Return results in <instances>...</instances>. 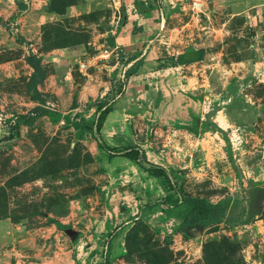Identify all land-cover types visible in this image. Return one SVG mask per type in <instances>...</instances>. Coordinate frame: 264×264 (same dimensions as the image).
<instances>
[{
    "label": "rangeland",
    "instance_id": "rangeland-1",
    "mask_svg": "<svg viewBox=\"0 0 264 264\" xmlns=\"http://www.w3.org/2000/svg\"><path fill=\"white\" fill-rule=\"evenodd\" d=\"M156 3L126 77L142 43H112L124 0H0V264H264V0ZM32 53L59 115L25 125ZM106 146L142 148L170 182ZM190 198L222 220L184 228Z\"/></svg>",
    "mask_w": 264,
    "mask_h": 264
},
{
    "label": "trees",
    "instance_id": "trees-1",
    "mask_svg": "<svg viewBox=\"0 0 264 264\" xmlns=\"http://www.w3.org/2000/svg\"><path fill=\"white\" fill-rule=\"evenodd\" d=\"M21 9H26L27 5L24 3H21L19 6ZM127 19H125L126 21ZM123 21V23L125 22ZM113 45H115L116 41L112 39ZM27 63L33 68L32 74L29 76L27 84H26V90L30 97V99L34 102H36V106L27 114L24 116H21L23 119V123L25 125H33L35 121L44 116H50L54 117V110L50 106V102L56 103V97L51 92H45L40 90V85L46 80L48 77V71L43 63V59L38 56L35 53H32L27 56L26 58ZM146 58L143 57L139 60H137L136 57H130L127 59V62H125L128 66V69L125 71L126 77H131L134 74H136L141 67L145 64ZM113 89L108 92L106 95V99H108L109 95L111 94ZM99 109L102 110L101 114L98 117L97 121V128L99 131H102L104 124L108 118V116L112 113V108H109L106 106L103 102H100ZM57 112V109L56 111ZM109 154L110 158L113 159L117 156H124L130 160L138 162L141 166H143L147 172H149L152 176L159 178L164 185L167 184V182H170V177L167 173V170L159 167V166H152L147 167L146 165L150 164L148 160V156L142 148H125L124 150H119L116 148H112L110 146H106L105 148ZM123 153V154H121ZM181 201L179 198H177L174 194H169L164 199V204L167 205H173L178 206L180 205ZM186 203L190 204L194 207V212L184 220L183 227L184 228H197L201 224L205 223H219L222 220V212L223 207L221 204H212L210 202H207L203 199H196V198H190L189 200H186ZM106 264H110L108 261Z\"/></svg>",
    "mask_w": 264,
    "mask_h": 264
},
{
    "label": "crops",
    "instance_id": "crops-1",
    "mask_svg": "<svg viewBox=\"0 0 264 264\" xmlns=\"http://www.w3.org/2000/svg\"><path fill=\"white\" fill-rule=\"evenodd\" d=\"M161 0H124L127 6V20L123 23L122 26L118 27L121 29L119 31L118 35L115 36L116 38V43H126L127 45L128 42L131 40L132 43L135 42H141V52L135 54L133 53V56L130 57H136L137 60L145 57L147 61V51L149 48V44L147 41H149L150 36L152 35L154 29H162V23L161 22H156V18L154 15L155 12V5L157 6V3ZM148 7H151V9H148ZM142 10L147 11V13L142 14ZM138 13V14H137ZM117 28V29H118ZM152 40H150L151 43ZM124 44V46L126 45ZM144 45H147V47L144 48ZM136 46V45H135ZM127 47V46H126ZM134 47V45H133ZM137 47V46H136ZM139 49V48H135ZM139 50V51H140ZM133 48L130 46L129 52H133ZM145 61V64H146ZM145 64L141 67V69L145 66ZM132 65V63L130 64ZM129 65V67H130ZM128 69V68H127ZM141 69L134 75H137ZM133 75V76H134Z\"/></svg>",
    "mask_w": 264,
    "mask_h": 264
},
{
    "label": "built area",
    "instance_id": "built-area-1",
    "mask_svg": "<svg viewBox=\"0 0 264 264\" xmlns=\"http://www.w3.org/2000/svg\"><path fill=\"white\" fill-rule=\"evenodd\" d=\"M191 1V8L195 13H200L204 10L207 0H190ZM108 51H105V53L102 55L103 57H107ZM81 68L85 69L87 68V64L84 62L80 63Z\"/></svg>",
    "mask_w": 264,
    "mask_h": 264
},
{
    "label": "water",
    "instance_id": "water-1",
    "mask_svg": "<svg viewBox=\"0 0 264 264\" xmlns=\"http://www.w3.org/2000/svg\"><path fill=\"white\" fill-rule=\"evenodd\" d=\"M211 6H212V5H211ZM211 6H210V7H211Z\"/></svg>",
    "mask_w": 264,
    "mask_h": 264
}]
</instances>
